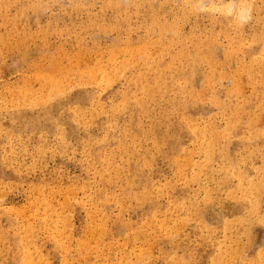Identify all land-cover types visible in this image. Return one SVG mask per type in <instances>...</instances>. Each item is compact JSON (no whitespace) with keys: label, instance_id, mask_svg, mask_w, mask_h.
I'll return each mask as SVG.
<instances>
[{"label":"rangeland","instance_id":"374dc122","mask_svg":"<svg viewBox=\"0 0 264 264\" xmlns=\"http://www.w3.org/2000/svg\"><path fill=\"white\" fill-rule=\"evenodd\" d=\"M33 1L10 0L5 8L0 7V264H26L23 258L27 251L34 258L40 254L48 264H128L129 259L135 264H178V260L184 259L181 257L185 251L189 254L197 245L202 246L201 252L206 255L198 264H217L213 257L219 252L203 238L207 230L214 235L215 242L230 239L222 254L245 245L251 231L247 233L244 225L264 217V191L256 198L259 215L247 209L232 219L230 229L220 226L212 232L199 212L222 209L223 202L231 196L230 188L239 184L233 168L228 172L231 187L222 190L216 189L215 180L201 176L209 180L214 199L209 203L203 202L205 190L200 184L186 181L181 172V168L187 167L185 152L187 156L195 149V137L187 125L189 115L194 120L221 116L237 119L231 111L230 114L220 108L213 109L228 98L225 93L217 94L221 104L212 102L214 91H206L208 86L203 80L206 75L212 76L208 73L209 66L202 64L200 91L189 109L181 114L172 110L183 99L181 90L191 76L189 73L184 80L178 75L181 64L177 54L182 43L192 56L200 36L213 38L214 45L222 47L229 37L244 33L246 48H251L252 54L246 61L257 68L264 52L255 51L257 44L251 35L259 31L255 22L258 15L264 18V9L253 19L244 20L238 30L233 21L224 26L217 10L206 8L191 12L184 0H131L120 11L105 5V0H81L83 10L72 5L74 0H43L37 8L30 7ZM171 22L177 23L176 33L169 28L163 30ZM156 23L162 26V33L158 35L152 33ZM3 38L8 46L1 44ZM128 45L145 47L154 65L147 67L141 56L130 57L125 50ZM217 56L213 83L225 92L231 87L228 80L233 78L236 56L224 51ZM113 57L119 63V73L111 70L112 81L107 85L84 72L83 78L78 73L96 67L98 61L111 62L113 68ZM52 64L73 70L75 82L59 94L69 102L61 124L37 128L28 118L27 127L21 125L18 110L44 118L42 105L27 107L29 99L21 90L28 87L32 92H46L42 82L36 79V72ZM222 65L226 71L220 69ZM219 73L225 77L219 78ZM142 75L145 78L140 79ZM156 80L162 83L160 87ZM145 85L152 93L144 90ZM237 87L240 93L232 101L263 107L262 112L258 111L261 122L252 132L264 128V76L255 86L239 82ZM81 89L90 100L74 104L72 98ZM106 93L107 98L100 106L99 98ZM258 96L261 102L257 101ZM155 121L163 129L173 124L179 126L185 133V152L172 153L167 149L164 135L150 130ZM233 126L243 125L231 123L229 129L221 130L220 140L228 144L230 158L255 175L254 168L259 166L253 165V161L264 152V139L252 137L253 157L246 160L241 137L230 131ZM133 144L137 146L136 151L128 148ZM104 147L107 153H112L111 160L116 161L115 168L110 169L112 173L102 155ZM223 148L226 147L216 144L211 151L213 158L208 161L209 169L217 178L222 174L221 168L230 165L228 159L223 161ZM99 174L103 177H98ZM146 178L148 181L144 183ZM92 184L99 186L97 203L108 216L104 230L98 216L86 213L90 203L86 199L88 185ZM146 185L154 186L151 202L155 208H150L147 201L141 203L148 191ZM184 187H188L195 199L192 203L196 205L190 206L191 211L186 209L187 205L171 206ZM158 189L169 190V196L158 193ZM104 192L109 194L103 196ZM115 195L121 197V206L116 204ZM165 208L178 210L175 213L187 221L179 234H171L172 238L168 237V231L158 228ZM246 220L249 221L246 223ZM120 227L125 232L119 233ZM239 264H264V254L258 258L247 256Z\"/></svg>","mask_w":264,"mask_h":264},{"label":"bare ground","instance_id":"6f19581e","mask_svg":"<svg viewBox=\"0 0 264 264\" xmlns=\"http://www.w3.org/2000/svg\"><path fill=\"white\" fill-rule=\"evenodd\" d=\"M9 1L10 0H0V7L5 8L8 5ZM42 1L43 0H34L32 6L30 7H40ZM130 1L131 0H105L104 4L108 7L120 11L125 10L127 4ZM72 5L77 10L84 9L81 0L72 1ZM184 5L191 12L200 11L206 8L217 10L219 14H221V17H219V19L223 21L224 26L226 25V23L233 21V26L236 29L240 30L244 20L253 19L258 11L264 9V0H184ZM214 13L215 12L213 11L212 16ZM255 23L257 24L259 31L255 32L254 34H252V31L250 35L252 34V41L256 42L257 44V46L255 47V51H259L261 54L262 52H264V18H261L258 15ZM166 28H169L170 31L174 33L178 31L176 22L166 24L163 30L165 31ZM161 31V24L159 25L156 23L152 29V33H156L158 35L162 33ZM204 38H202V36L198 38L194 46L192 56L189 55L188 48L184 43H182V47L178 51L177 56L179 57L181 64V67L177 69L178 75L183 77L184 80L187 78L186 76L189 75V73H191V76L188 77L187 85L181 90L183 99H180L178 101L179 103L172 111L175 110L179 114H181V112H185L183 110L189 109L194 100L197 99L198 92L200 91L198 80L202 75V64L204 63L206 64V66H209L210 70L208 71V73L212 75H206L203 77L204 82L208 86L206 91H214V94L211 96L212 102L215 104H221L220 99L216 97L217 94L221 96L225 93L228 98L227 101L222 103L219 107H215L213 109L220 108L224 110V112L229 111V113L231 111L237 115V119H224V117L221 116L214 119L211 117L209 120H203L202 117H199L198 119L194 120L193 115H189L188 117L190 121L187 122V125L190 126L194 134L195 145L193 146V148L195 149L193 151H190L187 156L185 152V133L182 130H179L178 125L173 124L167 129H163L160 126L159 122L155 121L152 124L150 130H152L153 133L164 135V138L166 139V147L170 152H185L187 167L186 169L181 168V172L183 173L182 175L184 177L183 179H185L186 181H195L197 184H200L202 190H205L203 194L204 203H209L214 200L209 188V180H215V186L217 190L231 187V181L228 176V172L229 169L233 168V172L235 173L239 184L236 187L230 188L229 191H231V196L228 200L223 202L222 209L218 212H215L212 210V208H209L204 210L203 212H199L202 219L206 223V227L213 232L216 229L215 227L220 226L224 227L225 229H230V223L232 222V219L247 209H249L253 214L259 215L257 209L258 203L256 202V198L264 191V179H262L264 177V166H262L264 152L260 153L259 157L255 159V161H253V165L259 166L257 168H254L256 170V174L253 175L252 172H249L246 167H243V165H241L239 162H235L230 158L228 144L226 143V141H221L220 138L223 135V132L221 130L224 128V131L227 128L229 129L228 126L231 123L238 122L239 124L243 125L242 127L233 126L230 128V131L237 132L238 136L241 137L240 142L244 144V157L246 160H251L253 157V153L250 150L253 144L252 137L256 136L257 139H264V128L257 129L254 133L252 132L254 126L259 125L261 122L260 114L258 113V111L260 110L262 112L263 107L261 105L252 106L249 104H240V102L235 103L231 99L240 93V90L237 87V83L248 82L249 84L255 86L260 82V78L264 76V53L262 54V57L257 61L258 67L255 68L254 64L251 61H246L247 56L249 55L251 57L252 54L249 53L251 48H246L247 46L244 42V38H246V35L244 33H240L238 37H229L226 40L225 45L222 47L215 46L213 38ZM155 39H157V37ZM2 43L7 46L9 45L7 44L6 38L2 39L1 44ZM125 50L129 53L130 57L134 58L136 56H141L147 67H150V65H154V60L150 58V55L145 47L138 48L136 46L128 45ZM220 51L226 52L227 55L236 56L234 58L236 59L237 64L234 68L233 78L228 80L231 87L230 89L225 90V92H223L222 89H217L213 83V78L217 75V68L214 66V62H218L217 59L219 56L217 55ZM111 60L113 61V68H111V62L106 63L104 61H98V65L96 67L87 68L86 70H83L81 72L79 71L78 73L81 74L83 78L82 73L84 72L85 75L89 76L91 79L99 81L102 85H107L112 81L111 70H113L115 74L119 73V63L116 61V58L113 57L111 58ZM220 69L222 71H226L224 65L220 66ZM258 69L259 71L257 72ZM136 76L139 77L140 73ZM218 76L219 78L225 77L223 73H219ZM72 78L73 70L61 68L57 64H52L44 70H38L36 72V79L42 82V84L44 85L43 88L46 90V92L41 91L39 92L41 94H39L37 92H32L30 88L25 87L21 90V93L24 94L27 99H29L27 107L33 108L42 105L41 112H43L44 118H40V115L34 116L33 114H27V111L18 110L20 124L27 127V125L30 123L33 127L37 128H43L46 125L54 126L61 124L63 113L66 111V106L69 102L61 98L59 94L64 93V91L68 90L75 83L73 82ZM143 78L145 77L142 75L140 79ZM161 84L158 80H156V85L158 87H160ZM77 85H79V83ZM143 87L146 92H148L149 94L152 93L149 86L145 85ZM202 93L204 94L207 92L202 91ZM123 94L125 95L126 93ZM107 95L108 93L99 98L100 106H102L103 102H105ZM186 96L190 97V100H188ZM72 99L74 104H85L88 100H90V97L85 91L82 90L77 97ZM257 101L261 102L260 96L257 97ZM19 105L20 104H18V106ZM28 118L29 123L26 122ZM262 125H264V123ZM216 144H220L221 146L226 147L223 148V161H226L227 159L230 161V165L228 166V168H221L222 174L219 178H217L214 172L209 169L208 163V161L213 158L211 151ZM128 148H132L135 150L137 149V146H134L133 144V147ZM102 155L104 161L108 164L109 170L111 168L114 169L116 161L111 160L110 155H112V153H107V150L104 147ZM110 173H112L111 170ZM202 175H206L209 180L206 178H202ZM260 175L262 176V178H260ZM98 177L102 178L103 176L102 174H99ZM202 179H205L204 181H206L205 183H203L204 185L201 184ZM147 181L148 179L146 178L143 182L147 183ZM102 182L105 185L104 179ZM98 187V185H88L87 191L89 197L86 199H88L90 203L86 208V213L93 217L98 216L99 221L101 222L100 225L102 227V230H104V228L107 227L108 216L104 212L105 209L101 208V205L97 203V200L99 199L97 193ZM146 188L148 189V191L144 193L141 203L143 204V201H147V204H150V208H155V203L151 202V195L154 192V186H152V188H148V186L146 185ZM157 192L161 193L162 195L168 196L170 194L169 190L165 189H158ZM180 192V196L176 200H173L171 202V206L176 203L178 205L183 204V207L187 205L186 209L191 211L192 208H190V206L196 205L192 203L195 201L194 197L191 195V193H189L190 191L188 190V187L182 188ZM108 194V192H104L103 196H106ZM114 198L116 200V204L121 206V197L119 195H115ZM85 206L86 202L83 203V207ZM175 212H178V210L173 211V209L167 210L165 208L159 222L161 224H159L158 227L159 231H168L167 235L170 238L174 237V235H171L173 232L179 234L182 231V228L187 224V221L184 218H181L182 215L179 216ZM248 221L249 220H246V223ZM177 222L181 223L179 227L177 226ZM244 227L246 228L244 229L247 233L251 231L250 235L247 234V243L243 246L231 249V251L227 254H222L224 253L222 251L230 245V239L226 238L224 241L215 242L216 240L214 241V235H212V233L207 230V234H205L203 238L205 240H209L212 245H214V251L219 252V254L213 257V262L217 264H226L227 262L239 264V262L246 259L247 256L258 258L264 254V252H262L264 248V217L262 216L257 220H253L250 225H244ZM121 228L122 227L118 229V232H125L123 231V228ZM20 237L22 238V240L24 239V235L21 234ZM226 244L228 245L225 246ZM201 247L199 245L193 246V250H189V254L187 251H185L186 254L184 253L181 257L184 259L178 260V264H198L200 258L206 257V255L201 252ZM254 247L258 248L254 250ZM260 247L262 248V250L260 249ZM194 255L195 258H193ZM185 258H187L186 261ZM23 261L26 264H48V262L45 261L42 256H40V254H38L37 258H34L29 251H27L25 258H23ZM128 264H135V262L131 263V260L129 259Z\"/></svg>","mask_w":264,"mask_h":264}]
</instances>
